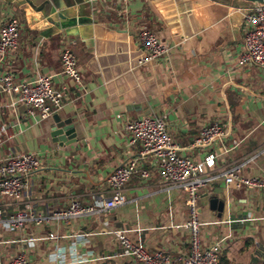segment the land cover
Segmentation results:
<instances>
[{"label": "crops", "instance_id": "crops-1", "mask_svg": "<svg viewBox=\"0 0 264 264\" xmlns=\"http://www.w3.org/2000/svg\"><path fill=\"white\" fill-rule=\"evenodd\" d=\"M244 8L225 0H0V26L9 16L21 25L16 49L0 58V73L16 80L48 76L63 94L62 106L42 118L17 95L0 90V126H8L0 158L25 152L41 158L21 196L0 197L2 216L26 204L34 216L73 200L101 206L111 195L108 175L138 156L139 148L127 144L124 123L165 116L180 154L196 162L213 155L207 172L217 177L198 189L201 245L220 242L221 260L232 264H264V189L238 188L222 174L235 166L241 177L264 174V69L240 63ZM143 28L168 52L140 63ZM66 42L81 83L62 73ZM55 114L71 120L74 142L56 141ZM213 122L222 126V139L193 145ZM141 166L149 175H133L124 187L126 201L100 216L0 228V257L26 250L33 264H138L115 231L147 250L187 255L185 192L162 185L154 159ZM56 247L62 263L49 257Z\"/></svg>", "mask_w": 264, "mask_h": 264}, {"label": "built area", "instance_id": "built-area-1", "mask_svg": "<svg viewBox=\"0 0 264 264\" xmlns=\"http://www.w3.org/2000/svg\"><path fill=\"white\" fill-rule=\"evenodd\" d=\"M91 1V0H90ZM127 3L129 0H121ZM245 24L244 49L240 55V63L252 64L264 69V5L246 7L243 12ZM20 21L15 16H9L0 26V58L11 54L18 45ZM139 42L145 54L140 63L156 60L168 52L157 35L147 28L139 32ZM61 70L76 83L82 79L76 67V58L66 42L61 50ZM0 90L18 96L30 113L37 112L42 118L53 114L62 106L63 94L56 89L48 76L40 75L34 80H16L10 73H0ZM165 116H149L130 119L124 123L127 144L139 148L138 156L116 167L107 177L111 195L106 197L101 206L82 204L73 200L62 209L46 215L34 216L30 205L13 213L2 216L0 209V228L5 231H15L22 228L28 221L39 223L43 219L68 220L71 218L101 215L114 207L123 204L125 199L124 187L133 175L146 178L150 171L141 162L146 158L155 160L165 188H178L185 192V203L188 209V219L185 227L188 230L189 252L185 256H171L160 250L150 251L143 246L131 242L120 232L115 231L116 237L127 252L138 264H232L221 260L220 242L202 246L199 237L201 222L198 219L197 199L198 189L217 176L208 174L207 169L214 164L213 155L203 161L196 162L179 152L178 144L172 139L166 129ZM6 125L0 126V141L7 133ZM224 135L220 124L213 122L203 126L199 136L194 140L195 146H208L222 139ZM236 144V141H234ZM41 166V158L34 152L9 154L0 158V197L17 198L26 189V177ZM238 167H230L222 173L226 182H233L236 187L254 186L264 189V174L259 177H241L237 175ZM53 237V234H50ZM31 246L33 239L27 241ZM72 250L75 248L72 247ZM55 263L63 262V252L56 247L49 255ZM0 264H33L26 250H22L9 258H1Z\"/></svg>", "mask_w": 264, "mask_h": 264}, {"label": "water", "instance_id": "water-1", "mask_svg": "<svg viewBox=\"0 0 264 264\" xmlns=\"http://www.w3.org/2000/svg\"><path fill=\"white\" fill-rule=\"evenodd\" d=\"M224 1V0H223ZM234 6L260 7L264 5V0H225ZM54 124L52 135L60 144L72 143L76 140V131L70 119L62 120L58 114L53 116Z\"/></svg>", "mask_w": 264, "mask_h": 264}]
</instances>
